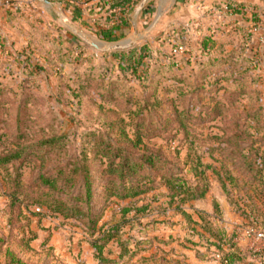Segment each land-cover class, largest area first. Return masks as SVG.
I'll list each match as a JSON object with an SVG mask.
<instances>
[{
	"label": "rangeland",
	"instance_id": "374dc122",
	"mask_svg": "<svg viewBox=\"0 0 264 264\" xmlns=\"http://www.w3.org/2000/svg\"><path fill=\"white\" fill-rule=\"evenodd\" d=\"M48 1L15 0L9 28L13 39L7 42L15 55L11 50L0 56V153L24 148L20 157L0 165V264H18L13 258L22 264H226L222 259L233 250L230 244L242 250L240 241L254 238V214L264 218V17L257 29L252 27L255 32L228 33V26H214L220 40L215 52L184 60V69L158 71L162 61L155 53L148 58L155 63L140 79L117 68L109 52L142 43L170 52L165 34L180 25L187 31L184 40L196 44L200 20H176L183 17V1L149 0L139 13L143 0L136 1L131 31L115 41L101 38L110 16L99 0L82 6L81 19L74 18L71 0ZM62 18L86 38L100 41L101 48L67 28ZM244 24L239 26L248 21ZM111 43L127 46L106 50ZM24 52L29 53L27 65L15 58ZM139 118L146 136L141 151L134 147L136 154L153 152L162 158L158 166L145 169H153L157 178L163 172L178 174L191 184L207 185L208 192L177 208V202L167 204V186L152 190L143 200L152 202L151 211L128 215L132 220L106 245L101 262L90 244L87 219L48 206V196L69 205L71 190L64 195L38 176H57L58 164L86 162L96 177L93 214L108 206L99 226L122 219L119 206L129 200L105 202L108 186L122 191L108 169L123 160L115 157L117 148L130 151ZM55 136V145L40 146ZM198 160L202 163L196 167ZM139 170L141 179L145 173ZM39 199L43 204L34 203ZM81 206L86 210L87 204ZM249 241L247 248L262 246L255 238ZM242 252L246 263L258 258L252 250Z\"/></svg>",
	"mask_w": 264,
	"mask_h": 264
},
{
	"label": "trees",
	"instance_id": "16d2710c",
	"mask_svg": "<svg viewBox=\"0 0 264 264\" xmlns=\"http://www.w3.org/2000/svg\"><path fill=\"white\" fill-rule=\"evenodd\" d=\"M136 1L138 0H100L98 4H102L104 9L106 5L109 9H114L122 4L128 5V10L121 12L122 16L118 17V19L115 20L116 22H114V24L107 31H105L104 34L101 35L102 39L106 41H115L125 37L127 33L131 31L129 26V22H132L130 18V12L134 10ZM70 3L71 2L69 1L68 4L72 5L75 10L73 13L74 18L81 19V8L76 4ZM227 7L234 13L238 14H242V10L246 7L252 9V24L249 26L239 27L231 26L230 29H227L228 33L234 30L245 31L248 28H250L251 32H255L253 28H258V25L262 21V16H264V7L258 4L229 2L227 4ZM144 10H146V7ZM12 16L13 13L10 20H12ZM216 32L218 33L219 29L212 31L211 33L204 34L196 44H190L184 40V38L186 37L185 33H187L184 25H180L179 27H174L167 30L165 34L164 40H167L168 44L171 45L170 52L165 48L163 50L153 48V44L150 45L149 43H142L141 45L135 46L128 51L120 50L109 53H112V55L116 58V62L114 61L113 63L117 66V68L121 69L124 73L128 72L134 77L141 79L146 78V76L148 75L149 69L151 68L149 63H155V60L154 62H148V58L155 53L157 54V60L162 61V66L160 65L161 67L158 68V71H162L167 68L169 72H174L180 69H184V66H186L184 64V60H187V62H191V60L193 59L199 60L206 57L208 58L212 55L213 52H215L217 48L216 46L218 43L216 41H220L217 40L219 38L217 37ZM7 42V38L2 33H0V56H7V54L11 50V53H14L15 55L12 47ZM181 48H183V50H181ZM27 55H29V53L24 52L22 54L20 53L16 55L15 58H19V60H21L23 64L27 65V60H30L28 59L29 57ZM136 124L137 128L134 133L136 140L134 141V139L128 137L130 140V147L128 149L130 151L127 152L124 148H117L116 150H118V152L117 154H115V157L117 156L123 160L118 163L112 162L110 168L108 169V172L112 176L111 180L114 183L119 180V187L122 189V191H110L111 188L113 189V186L110 188L108 186L106 192L107 194L105 196L103 195L105 197V202L111 198H116L117 200H129L127 204H122L119 206L118 211L123 217L122 219L107 221L99 226V223L105 213V209H107L106 207L108 206L106 204L103 207L102 211H99V213L97 214H93L90 203L93 196V187L96 177L93 174V169H91L86 162H82L81 164H79V162L69 161L63 164H58L56 166V171L58 173L57 176H47L43 173L38 176V180L40 182H43L46 187H54L56 189H59L60 192H62L64 195H66L67 190H71L72 197L71 203L69 205L66 203V201L58 198H56V200H52L53 197L51 198L48 196V206L54 207L57 205V208H54L56 209L55 212L61 213L67 217L79 220L87 219L88 228L91 232V236L93 237L90 241V244L95 251L96 257L101 262L105 260L103 253L106 245L113 238L117 237L120 234V231L125 224L132 220L130 219V217L128 218V215L134 212L135 215H133L132 217L135 218L140 214L151 211L152 202L146 201L144 203L143 200L145 196L152 190H155L164 185L167 186L169 190V192H166L165 194L169 199L167 204L170 206V204H174L175 202H177V208H180L182 204H187V202L189 201L204 198L208 192L209 187L207 185L204 186L200 184H191V182L188 181L186 177H181L178 174H166L165 172H163L160 178H157V172L153 174V169H145L147 166H158L161 163L162 158L160 157V155L154 154L153 152L149 154L145 152H139L136 154L134 147L138 146L137 150L141 151L140 145H142L143 138L144 136H146V133L144 132L142 126L143 120L139 118ZM57 140L58 137L55 136L45 141H41L39 144L40 146L42 144H49L50 146H53L56 144ZM23 151L24 148L20 151L12 150L7 154L0 153V165L17 159L22 155ZM200 163H202L201 160H198V162L196 163V167H198ZM207 167L209 166L207 165ZM138 170L145 173V175L142 176L143 178L141 179L137 177ZM204 172L205 170H202L200 174L203 175ZM252 180H256V178H249L247 181L250 182ZM223 187L227 189L225 183H223ZM153 201H156V199H153ZM38 202H41V204H43V201L40 199L36 200L34 203ZM81 203L87 204L86 210L81 208ZM37 210L40 211L41 208L37 207ZM187 213L188 212L184 211V214L190 217V214ZM254 215V223L252 224V228L256 229L257 231L261 230L264 232V218H259L257 212ZM230 245L233 250L226 253L223 256L222 261L226 264H238L239 262H243V259L245 258L247 253H243L236 244ZM252 255L264 259L263 252H255V254L252 253ZM12 261H16L18 262V264H22L19 259L15 260L13 258ZM252 261L250 260V262L247 263L244 261L242 264H255Z\"/></svg>",
	"mask_w": 264,
	"mask_h": 264
},
{
	"label": "crops",
	"instance_id": "0c3cea01",
	"mask_svg": "<svg viewBox=\"0 0 264 264\" xmlns=\"http://www.w3.org/2000/svg\"><path fill=\"white\" fill-rule=\"evenodd\" d=\"M72 1V0H71ZM70 1V2H71ZM166 3V0H164ZM183 1V2H182ZM183 5L180 7L181 9V16H183L180 19L176 20H183L185 19H194L198 18L200 20V28L198 29V38L203 36L204 34H207L210 32L209 28H212L214 30L216 28H226L227 26L230 28L231 26H238L239 25H246L244 24V21H248V25H251V10L244 15V20L242 17V14L234 13L232 10L228 9L227 4L229 2H244L246 4H258L264 7V0H177V4ZM72 3V2H71ZM89 1L87 0H82L81 2H77L76 5L81 8V14L82 13V6L88 4ZM17 8L15 0H0V33H2L6 38L7 41L13 39L9 35V28L11 26V15L12 12ZM94 9V8H91ZM108 10V6L106 5L104 11L106 12ZM131 16V14H130ZM264 17V16H262ZM114 18H110V21L108 22L107 25L108 29L114 24L113 22ZM229 23H228V22ZM220 23V24H217ZM132 24H134L132 22ZM223 24V25H222ZM228 24V25H226ZM215 26V27H214ZM255 238V237H254ZM254 238L246 239L244 242L240 241L239 246L242 248V250H252L254 252H260L261 246L257 244L258 246L253 250V248H247L246 245L249 244V240H253ZM257 239V238H255ZM248 240V241H247ZM257 239V242H260L261 240ZM251 246H254L252 243ZM259 249V250H258ZM258 258L255 259L256 264H262L263 259L258 260Z\"/></svg>",
	"mask_w": 264,
	"mask_h": 264
},
{
	"label": "water",
	"instance_id": "95a60500",
	"mask_svg": "<svg viewBox=\"0 0 264 264\" xmlns=\"http://www.w3.org/2000/svg\"><path fill=\"white\" fill-rule=\"evenodd\" d=\"M149 1V0H143L141 2V4L137 7V13H139L145 6L146 2ZM44 2L46 3H51L50 1L48 0H44ZM67 28H69L71 31H74L73 29H75L76 31H78L80 34L83 35V32L80 28H78L74 23L70 22V20L66 19V18H62L60 20ZM135 32H134V35H136V28H134ZM84 38H86L84 35H83ZM88 39V38H86ZM88 41H90V43L92 45H94L96 48L100 49L101 48V42H96V41H93V40H90L88 39ZM127 46V43H111L109 45L106 46V50H116V49H121V48H124Z\"/></svg>",
	"mask_w": 264,
	"mask_h": 264
},
{
	"label": "built area",
	"instance_id": "2783aa9c",
	"mask_svg": "<svg viewBox=\"0 0 264 264\" xmlns=\"http://www.w3.org/2000/svg\"><path fill=\"white\" fill-rule=\"evenodd\" d=\"M126 10H128V5L122 4V5L114 8V9L108 8V10H106V12L109 13L110 18H114L113 22H116L115 20L118 19V17L122 16L121 12L126 11ZM249 11H250L249 7H246L242 10L243 13H248ZM117 15H119V16H117ZM181 50H183V48H181ZM250 235H252V237H255V238L261 240L262 246H261L260 251L264 253V232L263 231H256V232H252ZM263 261H264V259H263Z\"/></svg>",
	"mask_w": 264,
	"mask_h": 264
}]
</instances>
